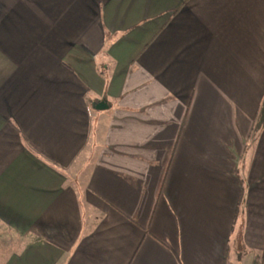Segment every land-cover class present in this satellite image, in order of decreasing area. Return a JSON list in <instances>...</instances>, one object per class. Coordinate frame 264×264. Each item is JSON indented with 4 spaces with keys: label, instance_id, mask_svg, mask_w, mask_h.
Segmentation results:
<instances>
[{
    "label": "crops",
    "instance_id": "0c3cea01",
    "mask_svg": "<svg viewBox=\"0 0 264 264\" xmlns=\"http://www.w3.org/2000/svg\"><path fill=\"white\" fill-rule=\"evenodd\" d=\"M0 264H264V0H0Z\"/></svg>",
    "mask_w": 264,
    "mask_h": 264
},
{
    "label": "water",
    "instance_id": "95a60500",
    "mask_svg": "<svg viewBox=\"0 0 264 264\" xmlns=\"http://www.w3.org/2000/svg\"><path fill=\"white\" fill-rule=\"evenodd\" d=\"M106 106L105 105H98L97 108H105Z\"/></svg>",
    "mask_w": 264,
    "mask_h": 264
}]
</instances>
